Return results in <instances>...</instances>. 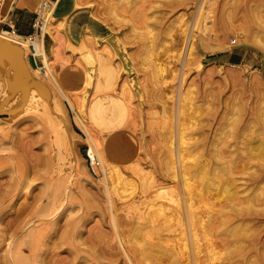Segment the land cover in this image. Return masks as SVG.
<instances>
[{
    "label": "rangeland",
    "instance_id": "1",
    "mask_svg": "<svg viewBox=\"0 0 264 264\" xmlns=\"http://www.w3.org/2000/svg\"><path fill=\"white\" fill-rule=\"evenodd\" d=\"M78 2L110 38L87 89L81 41L47 51L46 117L0 77V264H264V0Z\"/></svg>",
    "mask_w": 264,
    "mask_h": 264
},
{
    "label": "bare ground",
    "instance_id": "2",
    "mask_svg": "<svg viewBox=\"0 0 264 264\" xmlns=\"http://www.w3.org/2000/svg\"><path fill=\"white\" fill-rule=\"evenodd\" d=\"M48 13V14H47ZM47 14V15H46ZM50 12H49V9L46 8V9H40L39 10V19H49L51 18L50 17ZM205 19V18H204ZM201 20V19H200ZM45 21V20H43ZM45 28H46V25L44 24L43 26V30H42V35H40L41 37H39L38 39V36H33V37H26V38H23V37H20L16 34H13V33H9V32H6V31H3V30H0V77H3V79L5 78V80L10 84L11 81H13L14 79V86H16V82L18 81V78L19 77H23L20 79V82L21 84H25V85H28L29 83H31V80L32 79H36L39 75L43 76V77H46L47 75L51 74L50 73V67L48 66V55L51 54V50L55 48V43L54 45L52 44L51 47H50V54H47L44 50V46H43V32H45ZM46 33V32H45ZM87 37L93 39L92 37H90L89 35H86ZM98 41H104V40H98ZM29 45H33V48L35 49V52H36V55L37 56H41L42 57V61H43V66L42 68H39L37 70H35L34 74L33 75H30L26 72H24V70L22 69H26V65L24 64V62H18L16 61L17 59L21 58L22 56L26 55L27 51H28V47ZM80 50H83L85 51L84 52V59L87 63V66L90 65V67H86V70H85V73H84V80L82 82V84L85 82L84 86L86 87V89L90 86L91 82L93 81V73H95V71H99V69L101 68L102 66V61H103V58H104V54L106 51H101V52H97L93 49H91V47L87 44V43H84L82 42L81 44V48ZM106 50V49H104ZM109 50V49H107ZM108 53V51H107ZM110 54V53H109ZM107 56V55H106ZM109 58H112V57H109ZM109 64V63H108ZM94 65V66H93ZM104 65V64H103ZM106 65V64H105ZM234 67H238V65H233ZM105 67V66H104ZM109 67V66H108ZM103 68V67H102ZM29 70V69H27ZM90 71V72H89ZM102 71V70H101ZM33 72V71H32ZM110 74V73H109ZM114 75V74H113ZM104 76V75H102ZM108 76V75H107ZM110 77V76H109ZM97 78V77H96ZM30 79V82H28V80ZM99 79V78H97ZM96 84V83H95ZM102 84V83H101ZM108 85V84H107ZM12 86V85H11ZM32 88L27 89V95L29 96V103L32 104V106L37 109V108H42L44 110L43 112V116L46 117L47 116V112H46V102L44 100V97L46 95V90L44 89L45 88V85L43 83H39L37 82L36 80L34 82H32ZM96 86V85H95ZM99 87V86H97ZM8 90L7 91V94L6 95H9L10 93H13V87H7ZM23 88L24 90H26V88L24 87H21ZM97 89V88H96ZM95 92V91H94ZM100 92V91H99ZM27 96V97H28ZM18 97V96H17ZM10 98V97H9ZM66 98V97H65ZM69 99V98H67ZM49 118V117H48ZM46 118L47 121H49L51 118ZM51 122V121H49ZM58 128V127H57ZM183 130V129H182ZM181 133V132H180ZM90 139V138H89ZM62 140V143L65 142V138H64V134L61 133V139ZM183 143V142H182ZM87 156L92 160V161H97L96 160V156L97 154L94 153V150L92 149V147L89 146V149L87 150ZM55 156V155H54ZM99 158V156L97 157ZM102 159V170L104 171V173H107L106 170V165H108V160L106 159V157H103L101 158ZM182 162V161H181ZM99 163V162H98ZM110 170V169H109ZM113 170V169H112ZM112 172V171H111ZM107 175V174H106ZM118 179L121 178V180L125 181L127 180L126 178H122L121 175H117ZM124 177V176H123ZM183 177V176H182ZM184 178V177H183ZM129 179V178H128ZM185 179V178H184ZM183 183V182H182ZM181 183V184H182ZM185 183V182H184ZM186 184V183H185ZM184 186V184H183ZM185 189V188H184ZM186 190V189H185ZM184 192V191H183ZM187 192V191H186ZM169 193V192H168ZM172 193V192H170ZM175 195V192H173ZM177 195V194H176ZM186 195V194H185ZM178 196V195H177ZM177 196H174L173 198V202H176V204L178 203V201L180 200L179 198H177ZM168 197V196H167ZM185 197V196H184ZM171 199V198H170ZM169 199V200H170ZM179 199V200H178ZM186 199V198H185ZM184 199V200H185ZM172 201V200H170ZM187 201V200H185ZM190 201V199H189ZM175 204V203H174ZM175 204V205H176ZM184 204H187L189 205L188 203H185ZM191 204V203H190ZM180 205V204H178ZM177 207H181V206H178ZM186 206V205H185ZM152 207V206H151ZM190 209L192 207L188 206ZM187 207V208H188ZM188 208V210H189ZM150 209V208H149ZM153 209V207H152ZM150 209V210H152ZM178 210L176 211H180V215L182 214L181 210H179L180 208H176ZM182 209V208H181ZM187 210V214H190L189 211ZM149 211V210H148ZM156 211V210H155ZM152 212V211H151ZM191 212V211H190ZM148 214H150L148 212ZM179 213H177L178 215ZM147 215V214H146ZM179 215V216H180ZM188 219V218H187ZM201 221V220H200ZM181 223V222H180ZM201 223V222H199ZM201 226H203L204 224H200ZM182 226V225H180ZM242 232V231H241ZM182 233V232H181ZM183 236V235H182ZM184 237V236H183ZM183 237L181 238V240L183 239ZM151 242V241H150ZM167 242V241H166ZM184 242V243H183ZM177 245V244H176ZM162 246V245H161ZM178 246H180V248H176V246H172L173 248H171V250L168 251V249L166 248V250H162L163 252H155L152 248V253L151 254H147V255H150V257H157V253L159 252V254L161 255V257L163 258L164 255H169L170 252L172 253V256H176L177 257H181L183 258L182 256L185 254V249H186V244H185V241H182V245L178 243ZM168 247V245H167ZM171 247V246H170ZM154 248H157V246H154ZM169 248V247H168ZM165 249V248H164ZM196 251V250H195ZM169 252V254H168ZM187 252V251H186ZM127 253V252H126ZM126 256V255H125ZM186 257V256H185ZM158 258V257H157ZM175 258V259H176ZM187 258V257H186ZM149 259V258H148ZM167 259V258H165ZM171 259V257H170ZM169 259V260H170ZM155 260V259H153ZM198 260V259H197ZM158 261V260H157ZM156 261V262H157ZM168 262V260H167ZM154 263V262H153ZM165 264V263H164Z\"/></svg>",
    "mask_w": 264,
    "mask_h": 264
},
{
    "label": "crops",
    "instance_id": "3",
    "mask_svg": "<svg viewBox=\"0 0 264 264\" xmlns=\"http://www.w3.org/2000/svg\"><path fill=\"white\" fill-rule=\"evenodd\" d=\"M42 1H47L50 7L51 19L56 22L54 37L46 33L42 36L46 53L47 51L50 53L49 49L54 43L58 47L67 44L74 45L79 43L86 35L95 40L110 39L107 38L108 27L92 17L87 9L79 7L80 3L77 4V0H4L0 11V16L3 19L0 25L1 30L5 29L6 32L9 31V33L23 38L32 35L41 37L42 33H38L36 28L38 22L36 12ZM29 50L28 63L26 57L23 62L27 69L32 72L35 71L33 68H38L43 63L42 57L36 55L33 45H29ZM233 60L234 63H237L238 59L234 58Z\"/></svg>",
    "mask_w": 264,
    "mask_h": 264
},
{
    "label": "built area",
    "instance_id": "4",
    "mask_svg": "<svg viewBox=\"0 0 264 264\" xmlns=\"http://www.w3.org/2000/svg\"><path fill=\"white\" fill-rule=\"evenodd\" d=\"M2 7H3V3H2V1H0V11L2 10ZM46 8H48L49 9V12H50V7H49V4L47 3V1H42L40 3V6H39L38 11L36 12V19L38 20V22L36 24V28L38 30V33H40V34L42 33V30H43V26H44L43 23H44V21L42 19H39V10L40 9L43 10V9H46ZM50 15H51V13H50ZM2 20L3 19L0 16V25L2 24ZM33 36H35V35L28 36V37H33ZM233 43H235V42H233ZM87 159L89 160V165H90L91 173L93 175H96L95 168H96V166L99 165V163H97V161H92L88 156H87Z\"/></svg>",
    "mask_w": 264,
    "mask_h": 264
}]
</instances>
